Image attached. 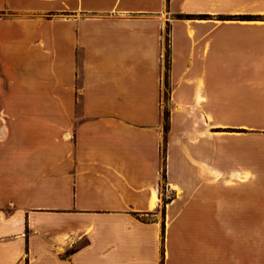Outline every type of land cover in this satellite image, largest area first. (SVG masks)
Segmentation results:
<instances>
[{
  "label": "crops",
  "instance_id": "0c3cea01",
  "mask_svg": "<svg viewBox=\"0 0 264 264\" xmlns=\"http://www.w3.org/2000/svg\"><path fill=\"white\" fill-rule=\"evenodd\" d=\"M0 264H264V0H0Z\"/></svg>",
  "mask_w": 264,
  "mask_h": 264
},
{
  "label": "trees",
  "instance_id": "16d2710c",
  "mask_svg": "<svg viewBox=\"0 0 264 264\" xmlns=\"http://www.w3.org/2000/svg\"><path fill=\"white\" fill-rule=\"evenodd\" d=\"M180 18H187V19H191L193 18V16H180ZM199 18L201 19H205L207 18V16H199ZM250 17H245V16H237V17H232L230 19H248ZM169 33L170 30L169 28H167V37H166V54H165V94H164V99L166 101V103L170 100V94H171V86H170V80H169V73H170V68H171V50H170V37H169ZM169 110H167L164 114H163V127H164V132L167 135L169 132ZM163 156L165 157V149L163 150ZM163 177L165 178V174L163 175ZM167 202H165L164 204H167Z\"/></svg>",
  "mask_w": 264,
  "mask_h": 264
},
{
  "label": "rangeland",
  "instance_id": "374dc122",
  "mask_svg": "<svg viewBox=\"0 0 264 264\" xmlns=\"http://www.w3.org/2000/svg\"><path fill=\"white\" fill-rule=\"evenodd\" d=\"M166 37H167V32H166V35H165V48H166ZM164 86H165V83H164ZM163 94H165V87H163ZM168 110V106L166 105V101H165V99H164V95H163V114L166 112ZM163 124H164V122H163ZM226 132H234V130H225ZM164 192V191H163ZM171 197H173L172 195H168V196H163V203H165V202H167V201H169L170 200V198ZM211 235H213V237L215 236H217V234L216 233H213L212 232V234Z\"/></svg>",
  "mask_w": 264,
  "mask_h": 264
},
{
  "label": "bare ground",
  "instance_id": "6f19581e",
  "mask_svg": "<svg viewBox=\"0 0 264 264\" xmlns=\"http://www.w3.org/2000/svg\"><path fill=\"white\" fill-rule=\"evenodd\" d=\"M153 202V201H152Z\"/></svg>",
  "mask_w": 264,
  "mask_h": 264
}]
</instances>
